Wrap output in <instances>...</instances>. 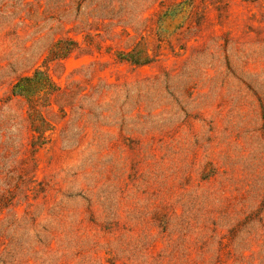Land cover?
Returning a JSON list of instances; mask_svg holds the SVG:
<instances>
[{
	"label": "rangeland",
	"instance_id": "374dc122",
	"mask_svg": "<svg viewBox=\"0 0 264 264\" xmlns=\"http://www.w3.org/2000/svg\"><path fill=\"white\" fill-rule=\"evenodd\" d=\"M0 264H264V0H0Z\"/></svg>",
	"mask_w": 264,
	"mask_h": 264
},
{
	"label": "trees",
	"instance_id": "16d2710c",
	"mask_svg": "<svg viewBox=\"0 0 264 264\" xmlns=\"http://www.w3.org/2000/svg\"><path fill=\"white\" fill-rule=\"evenodd\" d=\"M62 46L63 43L61 42L56 44L55 51L51 53V56L53 58H59L61 56L65 57L69 55L72 50H74L73 47H75V44L70 43L69 48L64 49L62 48ZM127 58L128 59L122 60H126L130 64L136 66L141 64L139 61H137V59H135L134 55H127ZM54 90L55 87L51 83L49 78L40 71L34 72L31 77H24L19 79L12 88L11 95L13 97H20L26 101L27 107L30 111V125L33 129V132L38 135V137L36 138L35 145L42 144L39 142H41V140H44L42 136L45 133L44 131H46L45 128L48 127L43 116L39 114L36 110L37 103L52 96ZM40 97L43 98L40 99Z\"/></svg>",
	"mask_w": 264,
	"mask_h": 264
}]
</instances>
